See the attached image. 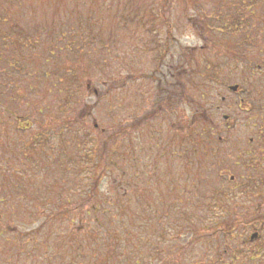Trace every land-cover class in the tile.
Here are the masks:
<instances>
[{"label": "rangeland", "instance_id": "1", "mask_svg": "<svg viewBox=\"0 0 264 264\" xmlns=\"http://www.w3.org/2000/svg\"><path fill=\"white\" fill-rule=\"evenodd\" d=\"M263 127L264 0H0V264H264Z\"/></svg>", "mask_w": 264, "mask_h": 264}, {"label": "trees", "instance_id": "2", "mask_svg": "<svg viewBox=\"0 0 264 264\" xmlns=\"http://www.w3.org/2000/svg\"><path fill=\"white\" fill-rule=\"evenodd\" d=\"M62 36V38H64V39H66L65 41H66V43L64 44V46L63 47H65V48H67V49H69V50H72V51H75V50H77L76 52H79L80 51V47H78L77 45H78V43L80 42V40L82 39L81 38V36H79V35H77L76 34V36H74V35H71L69 38H68V36H66V34H62L61 35ZM75 38H77V41L75 42ZM12 40V44H15V43H17V42H15V37H12L11 38ZM78 42V43H77ZM58 48H56V51H53L54 52V56L56 57V55H57V53H59L61 50L60 49H58ZM57 52V53H56ZM263 130H264V127L262 128ZM261 137H263L264 138V131H262L261 130ZM217 193H218V191H217Z\"/></svg>", "mask_w": 264, "mask_h": 264}, {"label": "water", "instance_id": "3", "mask_svg": "<svg viewBox=\"0 0 264 264\" xmlns=\"http://www.w3.org/2000/svg\"><path fill=\"white\" fill-rule=\"evenodd\" d=\"M237 89H238L237 87H232V88H231V90H233V91H237ZM257 237H258V234H254V235L251 237V239L254 240V239H256Z\"/></svg>", "mask_w": 264, "mask_h": 264}]
</instances>
